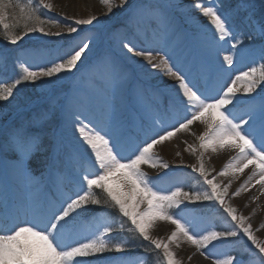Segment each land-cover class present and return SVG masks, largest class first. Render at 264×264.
Returning a JSON list of instances; mask_svg holds the SVG:
<instances>
[{"label": "snow or ice", "instance_id": "6c2138e0", "mask_svg": "<svg viewBox=\"0 0 264 264\" xmlns=\"http://www.w3.org/2000/svg\"><path fill=\"white\" fill-rule=\"evenodd\" d=\"M101 3L107 20L62 24L43 15L53 10L46 0H0L5 49L33 33L64 41L42 43L32 64L17 57L14 76L0 78V109L28 113L0 124V264H181L172 247L181 243L211 264H264V241L226 202L230 185L210 179L204 160L209 150L234 152L218 175L252 167L234 196L255 185L264 194V0H197L191 7L210 28L183 17L179 0ZM93 30L95 38H80ZM109 31L114 47L105 50ZM128 34L148 50L121 38ZM53 43L63 54H53ZM128 54L178 84L165 92L147 70L145 78L130 74L121 62ZM244 60L246 70L234 67ZM7 65L0 54V74ZM21 85L40 89L38 99L21 95ZM196 122L205 130L191 149L198 165L188 167L202 190L162 188L170 165L157 146ZM145 167L163 174L150 177ZM218 209L231 226L201 228ZM160 222L173 226L167 241L152 235ZM218 246L228 251L216 255ZM135 248L142 254L128 255Z\"/></svg>", "mask_w": 264, "mask_h": 264}, {"label": "rangeland", "instance_id": "374dc122", "mask_svg": "<svg viewBox=\"0 0 264 264\" xmlns=\"http://www.w3.org/2000/svg\"><path fill=\"white\" fill-rule=\"evenodd\" d=\"M91 3H97L100 2L101 0H87ZM193 0H186V2L183 3V0H179V3L183 9V17L190 18L194 23L200 24V25H206L202 20V16L197 13L198 9L194 7H184L183 4H190ZM46 2H49V0H46ZM118 3V0H116ZM207 2V0H205ZM194 5V4H193ZM118 11V10H114ZM44 14L47 17H50L53 21H59L62 24H69L72 23L71 19H64L65 17H69L67 14L64 13V11H60L59 8H55L53 6V10L51 12H48L47 10H44ZM194 14V16L192 15ZM89 16H96L98 19V14L94 13L93 11L90 12ZM183 17H182V22H183ZM77 19V18H74ZM108 15L106 14L102 19L98 20H107ZM117 25H113V27H116ZM186 29H189V31H195L194 27H191L189 24H184L183 25ZM82 28L88 29L91 28V26H81ZM99 28V26H98ZM55 30V29H53ZM97 34L96 30L93 31H84L80 33V38L83 37H93L95 38ZM77 35V34H73ZM122 39H127L131 40L137 48H145V50H148L147 44L141 37H133L132 34H128L127 37H121ZM59 40L61 44L64 43L63 39H54L52 42ZM45 39H42V36L40 33H33L30 34L29 36H26L22 41L19 42L17 46H14V48L11 51H1L2 49L5 50V46L3 42H0V54H3L7 56L8 58V69L9 71L4 74H0V78L5 79L6 81H9L13 76L14 72L13 69L15 68V62L17 57H19L20 61L26 62L28 64L34 63L35 57L33 56L34 50L39 47L42 43H46ZM10 47V46H9ZM49 48L53 50V54H63V50H60L59 53H57V49H59V45L57 44H49ZM114 47L113 40L110 36V31L109 32H103L101 34V40H100V48L105 49V50H112ZM130 57V59H129ZM247 63L250 65L249 60H245ZM123 65L127 69V71L137 77L140 78H145L146 72L152 73V76L150 77V82L159 87L160 89L166 91L164 89V84H165V76L162 75V72L159 68H152L151 65H149L142 57H135L131 56V54H128V57L122 58ZM25 86L21 85L20 89ZM264 87V86H262ZM37 93L40 95L41 90L36 89ZM259 91V89L257 90ZM6 103V102H2ZM8 110V109H7ZM3 109H0V117L2 115ZM6 111V110H5ZM28 118V113H22L17 120V122L27 119ZM201 129V124L199 122L194 123L190 127V130L188 132H183V133H178L174 138L169 140L171 142V145L165 146L166 149L169 152H175L174 156L166 155L164 153L158 152V155L162 160H164L166 163L170 165V169L168 170L170 172V176L166 178L164 181H161L160 186L162 188H168L170 184L176 183V182H181L185 188V190H195V189H201L202 186L200 184H197L196 179L193 177L196 176V174H193L191 172V168L188 167L189 165H198V159H197V154H195L191 149L192 148H197L198 149V144L199 141L196 139L199 135L202 134L200 131ZM159 147V146H158ZM204 160H205V167L210 173L209 178L215 177V182H217L221 188L230 185L228 187L227 195L225 196L226 202L236 208L237 214L242 215L246 217V222L251 224L252 230L254 234L257 236L258 239L264 241V239L261 236V227L259 228L256 225V222L259 220L256 215H254L251 219V221H247L248 217L245 215L244 208L242 206V197L243 195L240 194L239 196H234V193L236 192L237 186L234 184H230L229 182L226 181L225 176H219L218 174L221 172V167L220 164L217 163L214 159L213 156L211 155L210 151L204 154ZM147 168V167H145ZM150 175L153 178H157L158 175H162L163 173L160 172L159 170L156 169H150ZM246 175L242 174L241 179L246 180ZM207 203V202H206ZM206 214V211H205ZM228 222V226H231L230 224V218H226V214H223L222 210L218 209V214H213L211 218L206 221L201 228L204 227H213L216 230H221L223 227H225V222ZM161 226L163 229H173V226L164 222L158 223L155 228L152 230V235L156 238H160L165 240V237H161V235L157 234V229L158 227ZM246 240V238H244ZM174 249V245L172 246ZM191 245H188L187 249L190 248ZM211 247V246H210ZM205 251H208L207 249ZM213 251L219 252L221 256L228 251V248L226 246H221L217 247ZM142 252L140 251H130L128 255L130 256H136L140 255ZM199 254V253H198ZM235 255V253H232ZM114 255H119V254H114ZM200 255V254H199Z\"/></svg>", "mask_w": 264, "mask_h": 264}, {"label": "bare ground", "instance_id": "6f19581e", "mask_svg": "<svg viewBox=\"0 0 264 264\" xmlns=\"http://www.w3.org/2000/svg\"><path fill=\"white\" fill-rule=\"evenodd\" d=\"M186 2V0H183V3ZM49 3H51L55 8H59L60 11H64L65 14L69 16V18H77V19H85L88 18V15L91 11L98 14V19H102L107 14V9L102 5V3H91L87 0H49ZM197 3V0H193L190 4H183L184 7L192 6L193 4ZM198 14H200L199 10L197 11ZM194 16V14H192ZM201 15V14H200ZM202 16V15H201ZM202 20L207 23L206 25L210 28V25H208L207 18L202 16ZM196 31V29H194ZM42 39H45V41H53L54 39H62L60 37H42ZM223 43V42H222ZM155 53V49H152ZM162 55V53H161ZM161 55H155L154 62H158L161 58ZM249 66V63H247L245 60L242 61L239 65H234V67L239 68L240 70H246V68ZM160 69V68H159ZM162 72V69H160ZM165 76V75H164ZM165 84L164 89L166 91H171V87L173 85H177L178 82L169 76H165ZM22 113V112H20ZM20 113H15V116L12 118L11 121H13L15 118H17ZM237 115H240L239 112H237ZM204 126L201 125L200 131L204 132ZM171 145L170 141H166L164 145L157 146L156 151L164 153L166 155L174 156L175 152H169L165 146ZM210 151V150H209ZM211 155L213 156V159L220 164L221 171L223 170L225 164L235 155L234 152L221 150L216 153H212L210 151ZM164 161V160H163ZM165 162V161H164ZM146 172H148L150 175V169L144 168ZM246 175V180L241 179V175ZM242 174H240L238 177H233L231 175L225 176L226 181L230 184H234L237 186L236 191L248 180L249 176L252 175V167H249L246 169ZM156 178V177H155ZM243 195L242 197V206L244 208V213L248 217L247 221H251L252 217L254 215L257 216L259 219L256 222V225L260 228L261 227V236L264 239V194H261L260 186L255 185L252 187L249 191L241 193ZM256 199H253V198ZM173 229H163L161 226L157 229V234L161 235V237H165V241H167L168 236L171 234V231ZM189 244L181 243L180 246L174 247V252L176 253L177 258L181 261V264H211V260L205 259L204 256H201L198 254V252L195 250L194 247H190L187 249ZM221 247V246H218ZM216 255H221L219 252H215ZM191 257V259H189Z\"/></svg>", "mask_w": 264, "mask_h": 264}, {"label": "trees", "instance_id": "16d2710c", "mask_svg": "<svg viewBox=\"0 0 264 264\" xmlns=\"http://www.w3.org/2000/svg\"><path fill=\"white\" fill-rule=\"evenodd\" d=\"M43 15L45 16V17H47L44 13H43ZM14 47H12V48H7V49H2L1 51H11L12 49H13ZM24 92H27L28 94H30L31 96H32V98L33 99H37L38 97H39V94L37 93V90L33 87V86H31V85H25V86H23L22 88H21V95H23V93ZM7 103V102H6ZM5 103V104H6ZM8 109V110H7ZM6 110V111H5ZM16 110H15V108L14 107H9V108H5V109H3V111H2V115H1V117H0V122L1 121H3V120H5L10 114H12L13 112H15ZM146 243V242H145ZM140 251V252H142V249H140V248H135V249H133V251ZM112 255H114V254H112Z\"/></svg>", "mask_w": 264, "mask_h": 264}]
</instances>
